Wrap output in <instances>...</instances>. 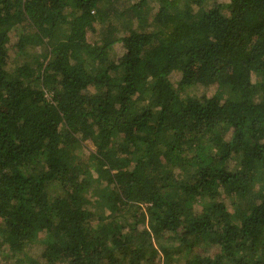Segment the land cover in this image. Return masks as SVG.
I'll list each match as a JSON object with an SVG mask.
<instances>
[{"label": "trees", "instance_id": "obj_1", "mask_svg": "<svg viewBox=\"0 0 264 264\" xmlns=\"http://www.w3.org/2000/svg\"><path fill=\"white\" fill-rule=\"evenodd\" d=\"M153 1L0 0V264H264V0Z\"/></svg>", "mask_w": 264, "mask_h": 264}, {"label": "rangeland", "instance_id": "obj_2", "mask_svg": "<svg viewBox=\"0 0 264 264\" xmlns=\"http://www.w3.org/2000/svg\"><path fill=\"white\" fill-rule=\"evenodd\" d=\"M219 2L226 4V3L229 2V0H219ZM210 4L207 3L204 6V9H206V8L209 9L212 6L213 3H210ZM152 7L154 9L153 13H155L158 10V7H159L158 0H154L152 2ZM98 30H99V28H98ZM17 40H18V37L12 35V41H11L10 45H14V43L17 42ZM99 40H100L99 33H91L90 32L88 34V41L90 43H97V42H99ZM36 52L40 53V52H42V50L38 49V50H36ZM10 53H11L12 62L14 61V63H21L23 61V59L20 56H18V54L16 53V50L11 49ZM123 53H124V49H123L122 45L121 44H117L116 47H115L114 54H116L117 56L121 57L123 55ZM171 79H172V82L176 85L178 83V81L180 80V75L179 74H174L171 77ZM194 92L195 91L193 89H191V90H189V93H187V95H189V94L193 95ZM197 93H200V94L207 93L209 96H212L215 93V90L214 89L205 88V87H199ZM93 151H95V147L92 144V142H85L83 144L82 156L87 157ZM41 252H42V246L40 244H37V245L34 246V248L29 250V257L36 260V259L39 258V255L41 254ZM217 252H218V249H213L212 250V254L213 255L215 253H217Z\"/></svg>", "mask_w": 264, "mask_h": 264}]
</instances>
